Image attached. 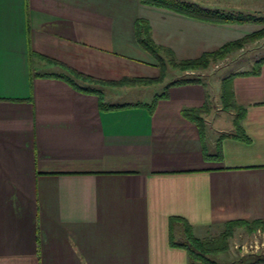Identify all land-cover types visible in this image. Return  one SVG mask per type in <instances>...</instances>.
Wrapping results in <instances>:
<instances>
[{
    "label": "crops",
    "instance_id": "1",
    "mask_svg": "<svg viewBox=\"0 0 264 264\" xmlns=\"http://www.w3.org/2000/svg\"><path fill=\"white\" fill-rule=\"evenodd\" d=\"M195 2L264 18V0ZM138 18L181 60L264 30L140 0H0V264H189L171 218L200 239L264 222V63L253 69L264 34L248 44L261 52L247 69L172 84L188 77L167 68L155 84L115 85L161 75L137 40ZM231 75L239 129L221 100ZM72 80L132 106L104 110Z\"/></svg>",
    "mask_w": 264,
    "mask_h": 264
},
{
    "label": "trees",
    "instance_id": "2",
    "mask_svg": "<svg viewBox=\"0 0 264 264\" xmlns=\"http://www.w3.org/2000/svg\"><path fill=\"white\" fill-rule=\"evenodd\" d=\"M142 4L167 8L178 13L184 14L186 16H192L194 18L202 19L205 21L219 22V23H261L264 22V18L256 17L252 15L245 14H225L217 9L205 8L197 3L185 1V0H140ZM136 34L139 44L148 52H150L161 64V75L157 79H146V78H126L118 82H114L115 85H132L137 83H152L160 82L164 77V59L162 56L165 54L167 60L172 66L182 68V69H199L204 68L209 64L211 59L224 58L228 53L235 51L241 48L244 43H249L259 39L263 34L264 30L252 34H248L238 40L230 41L225 43L219 49L207 52L195 59H186V60H177L174 52L163 45L157 44L151 34V26L147 19L138 18L136 20ZM264 63V58L256 61L254 64V72H258L261 65ZM71 73L78 79L88 80L90 82H97L98 80L82 74L75 69L69 67ZM232 76L225 78L222 81L221 85V100L225 109H235L236 110V119L235 124L239 129L240 120L243 118L242 107H240L235 101V95L232 88ZM195 79H184L174 81L172 84L193 82ZM73 86L82 90L84 92L97 93L100 97V106L104 110L111 109H120L127 106H132L130 104H110L104 101L102 93L100 90L93 87H83L79 86L75 81H70ZM162 94L160 96H165ZM159 96H155L153 102L149 107L153 108L157 102ZM186 115L196 114L195 110H186L184 111ZM199 122L200 118L195 117ZM171 227L173 229L176 223H181L183 228V237H180L175 240V236L172 234L171 243L174 246L182 247L186 249L189 256V264H223L215 257L222 251H225L228 248V238L233 234V230L239 226H247L250 229L261 228L264 230L263 221H253L251 223L247 221H233L227 224L226 229L216 237L200 239L193 234L192 226L183 218L173 217L170 220ZM241 264H264V255L257 257L253 263H243Z\"/></svg>",
    "mask_w": 264,
    "mask_h": 264
},
{
    "label": "rangeland",
    "instance_id": "3",
    "mask_svg": "<svg viewBox=\"0 0 264 264\" xmlns=\"http://www.w3.org/2000/svg\"><path fill=\"white\" fill-rule=\"evenodd\" d=\"M185 1L196 3L195 2L196 0H185ZM153 7H156V6H153ZM158 8H162V7H158ZM225 14H231V13H225ZM237 14H240V13H237ZM252 42H249V43L246 42L241 48L235 50V51H240V52H236L233 54L232 52H235V51H232L228 53L224 58L211 59L207 66H205L204 68H199V69H182V68L172 66L167 60V56L163 54L164 55L162 56L164 59L163 67L165 69L164 75L166 74L165 72L167 68H168L167 71L169 70L174 71L172 74L170 73L169 75V77L172 79H174L177 75L183 74V73H186L185 74L187 75L186 78L188 77V79H192L194 77L202 78V77L212 76V75L222 76V75L229 74L230 72H234L235 70H238V69H247L249 68L250 65L252 66L253 61L256 59L257 56H260V52H261V48L258 49V48L253 47L251 49H247V47L253 46V45L252 46L248 45ZM259 46L263 47L264 49V44H259ZM176 59L181 60V59H178L177 57ZM155 83H158V82L137 83V84L146 85V84H155ZM126 85H129V84H126ZM132 85H136V84H132ZM152 89L155 91L160 90L157 87H153ZM132 95H133L132 92H130L129 96L126 97V100H128L127 98H132ZM119 98H122V97H119ZM123 98L125 99V96H123ZM221 113L225 117V120H226L225 122L228 123L231 120L230 114L227 112L226 113L221 112ZM223 128H227L226 125ZM239 227H245L248 232H246L245 234L243 233L232 234L228 238V248L225 251H222L221 253L215 256L218 259V261H220L223 264H241V261H244L243 263H253L257 259V257L264 255V230L261 228L250 229V227H247V226H239Z\"/></svg>",
    "mask_w": 264,
    "mask_h": 264
}]
</instances>
